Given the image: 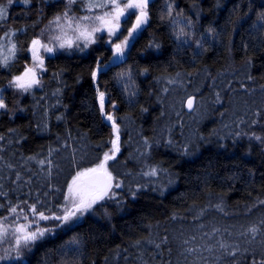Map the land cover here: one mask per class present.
I'll return each mask as SVG.
<instances>
[{"label":"trees","instance_id":"trees-1","mask_svg":"<svg viewBox=\"0 0 264 264\" xmlns=\"http://www.w3.org/2000/svg\"><path fill=\"white\" fill-rule=\"evenodd\" d=\"M166 2H150L151 19L132 50L131 57L125 65L114 68L99 81L101 90H106L116 103L119 109L116 115L131 118L127 130L121 124V153L118 159L127 160V163L126 166L117 165V169L132 173L131 177L126 178V183L128 180L139 181L148 185L147 190L135 200L126 198L127 203L122 206L109 201L105 205L109 216H105L103 209H99L95 215L85 216L74 233L61 232L58 236L46 237L38 242L31 253H26L30 264H61L62 260H72V257H63L60 251L70 235H77L83 241V255L78 258L82 264H105V256L110 257V250L117 245L125 246L130 240L146 235L147 224L155 225L159 222L160 227L156 231L164 234L167 228L170 236L181 229L190 230L194 222L187 210L194 202L197 205L206 204L209 192L212 193L214 203L217 196L222 195L226 210L234 213L223 223L247 225L260 214L258 210H253L247 217L243 213L245 204L250 203L258 193L264 197V145L255 140L250 141L243 133L249 136L252 132L264 135V35L252 27L254 13L262 10L261 0H222V6L218 9L215 8L216 0H175L184 16L191 17L197 37H204L207 51L197 56L195 62L193 53L198 50L194 45L177 49L168 22L159 19ZM250 2L253 5L252 13H248ZM33 3L40 6V0H33ZM194 3L202 9L199 17L196 8H193ZM233 9L236 11L233 12ZM51 11L48 7L44 8L46 16ZM245 13H248L246 22L233 23L238 17L245 16ZM26 15L28 19H25ZM35 16V9L28 13L19 0L12 6L13 27L30 25ZM44 23H47L46 19ZM210 25L216 29L215 39L207 32ZM42 26L39 25L36 32ZM32 34L29 31L28 36ZM153 40L160 43L161 48L145 50V46ZM244 45L248 46L247 51ZM99 51L103 52L105 59L110 56L105 47H100ZM97 54L73 52L71 55L60 54L56 58H47L45 63L48 72L43 77L46 87L35 90V98L32 93L14 92V95L12 90L5 92L6 103L11 109H23L7 113L0 110V134L11 135L7 130L14 128L26 137L22 143L8 146L9 151H16V159L21 154L27 156L35 153H40L39 158H43L49 146L59 147L57 134L63 137L66 129L71 130L73 138L86 134L91 144L110 139L111 129L98 113L94 85L89 75L93 57ZM249 57L253 59L250 73L254 79L251 81L246 77V71L249 70L244 67ZM28 62L21 58L12 72L18 74ZM129 66L138 88V94L131 105L127 93L113 79L116 72ZM144 67L150 69L147 76L139 74ZM197 69L201 70V76L191 78L192 83L186 84V92L178 88L167 96L161 95L162 84L157 83V77L168 73L174 75L176 71L194 72ZM204 69L212 75L205 77ZM61 71V79L67 87H64L63 95L59 97L60 103L57 104L58 97L52 95L57 87L52 73ZM9 78L6 71H0V88L7 85ZM213 80L216 81L215 85ZM228 84L232 85L231 89L227 88ZM215 92H220L222 104L215 103ZM186 94L197 97L196 110L191 114H187L185 108L181 109L180 106V99ZM158 96L163 103L157 100ZM141 108H147L148 111L142 112ZM106 109L109 110L107 104ZM256 110L262 111V118L258 124L251 125V121L257 119L253 116ZM177 111L181 113L179 117ZM61 115L64 119L57 120L56 117ZM45 119L49 124L47 132L37 128V124ZM241 120L244 123H240ZM169 129L174 140L172 145L167 143ZM213 130H216L217 135L213 134ZM235 132L242 135L235 137L232 135ZM144 137L152 143L151 155L139 159L129 158L130 154L138 156L137 148L144 151ZM200 137L205 140H200ZM186 140L198 145L191 157H184L178 151ZM95 155V152L91 153L93 158ZM143 160L162 164L178 174L174 177L175 183L165 184L167 190L163 195L158 190L153 191L157 187L158 178L139 175ZM63 167L64 171L53 181L58 186H63L68 177L70 166L64 161ZM250 171L255 174L254 178L249 175ZM173 211L187 216V220H169ZM212 215L218 221L221 220L220 214L213 212ZM176 256L175 246L172 257L164 253V259H173V264Z\"/></svg>","mask_w":264,"mask_h":264},{"label":"snow or ice","instance_id":"snow-or-ice-1","mask_svg":"<svg viewBox=\"0 0 264 264\" xmlns=\"http://www.w3.org/2000/svg\"><path fill=\"white\" fill-rule=\"evenodd\" d=\"M15 2L16 0H0V71H6L10 77L7 85L0 88V110L5 113L23 111L11 109L6 103L5 92L9 88L20 94L32 93L35 98V90L46 87L43 79L48 72L46 57L51 59L60 54L84 53L91 49L93 53L98 52L93 57L89 71L96 106L111 133L110 139L91 144L86 134L73 138L71 130L66 129L63 137L57 134L59 147L49 146L43 158H39L40 153H35L27 156L21 154L18 159L15 158L16 151H9L8 146L22 143L26 137L14 128L7 130L11 135L0 134V142L6 141L0 143V264H30L26 253H31L38 242L46 237L58 236L61 232L74 233L85 216L95 215L99 209H103V214L109 216L105 207L109 201L122 206L127 203L126 198L135 200L148 187L147 184L134 180L126 183V178L131 177L132 173L117 169V165L126 166L127 163V160L118 157L121 153V124L127 130L131 118L116 115L119 109L107 91L101 90L99 81L114 68L125 65L131 57L145 26L149 24L150 2L154 0H40V6L35 5L33 0H19L28 13L35 9L36 16L30 25L13 27L11 9ZM221 6L222 0H216L215 8ZM45 7L52 9L48 16L44 12ZM193 8H196L199 17L202 9L195 3ZM252 8L250 2L248 13H252ZM260 8L261 11L254 13L252 27L264 35V0H261ZM248 13L238 17L233 23L245 21ZM28 18L26 15L25 19ZM45 19L47 23H44ZM159 19L168 22L177 49L194 45L198 50L193 53V62L197 56L207 51L204 37H197L191 17L184 16L175 0H167ZM41 24L43 26L36 32ZM29 31L33 33L30 37ZM207 32L215 39V28L210 25ZM24 37L28 38L23 40ZM101 46L110 52L107 59L99 51ZM243 47L247 51L248 46ZM160 48V43L155 40L145 46V50ZM21 58L29 62L25 63L18 74L13 73L12 68ZM244 67L249 70L246 71L247 79L253 80L250 73L253 67L251 57L245 60ZM149 71L148 67H144L139 74L147 76ZM203 71L205 77L212 75L207 69ZM61 76L62 71L52 73V79L57 83L52 95L58 97L57 104L60 103L59 97L63 95L64 87H67ZM193 76L200 77L201 70L176 71L174 75L168 73L157 77V83L162 84L161 95L167 96L178 88H183L186 92V84L192 83ZM113 79L127 93L129 105L133 104L138 88L132 68L129 66L116 72ZM212 83L215 85L216 81L213 80ZM227 88L231 89L232 85L228 84ZM214 95L215 103L222 104L220 92H215ZM157 100L163 103L159 96ZM196 100V95L186 94L180 99L181 109L186 108L189 112L196 110ZM106 104L110 110L106 109ZM141 111L147 112L148 109L141 108ZM180 114V111L176 112L178 117ZM253 116L257 119H253L251 125H256L262 118V111H253ZM56 119L64 117L61 115ZM240 123L244 121L241 120ZM37 128L49 131L48 121L45 119L38 123ZM213 134L217 135L216 130H213ZM232 135L239 137L242 133L235 132ZM243 135L250 141L255 140L264 145V135H257L255 132L250 136L247 133ZM199 139L205 140L204 137ZM142 141L144 151L137 148L138 156L130 154L129 158L139 159L151 155L152 143L146 137ZM167 143H174L170 129ZM197 147L194 142L186 140L178 151L184 157H191ZM93 152L96 153L94 158L91 156ZM64 161L70 166L68 177L63 186H58L53 181L64 171ZM141 163L143 167L139 171L140 176L158 178L157 187L153 191L158 190L163 195L167 190L165 184L175 183L174 177L178 174L162 164L148 163L146 160ZM249 175L254 178L255 174L250 171ZM208 195L206 204L197 205L194 202L189 206L187 211L191 213L194 222L190 230L181 229L170 236L167 228L164 229V234L156 231L160 227L159 222L155 225L147 224L146 235L130 240L125 246L117 245L110 250L111 260L109 256H105V264H120V261L123 264H173V259H164L165 252L172 257L173 246L177 251L175 264H264V197L258 193L250 203L245 204L243 214L246 217L253 210H258L260 214L247 225H238L222 222L234 216V213L226 210L224 197L218 195L214 203L212 193L209 192ZM213 212L220 214L221 220L218 221L212 215ZM168 219L183 221L187 220V216L173 211ZM82 249L83 241L77 235H70L60 251L63 257L73 259L62 260L61 264H82L78 260L83 255Z\"/></svg>","mask_w":264,"mask_h":264},{"label":"rangeland","instance_id":"rangeland-1","mask_svg":"<svg viewBox=\"0 0 264 264\" xmlns=\"http://www.w3.org/2000/svg\"><path fill=\"white\" fill-rule=\"evenodd\" d=\"M145 27H146V26H145ZM94 47H95V46H94ZM101 47H103V46H101ZM78 53H79V52H78ZM88 53H92V50L89 49L87 52H84V54H88ZM47 58H48V57L45 58V61H46ZM8 90H12L14 95H15L14 92H18L17 90L12 89V88H9ZM109 110H110V109H109ZM36 246H37V245H36Z\"/></svg>","mask_w":264,"mask_h":264},{"label":"water","instance_id":"water-1","mask_svg":"<svg viewBox=\"0 0 264 264\" xmlns=\"http://www.w3.org/2000/svg\"><path fill=\"white\" fill-rule=\"evenodd\" d=\"M196 103V102H195ZM185 111H186V113L187 114H191V113H193L194 111H192V112H189L186 108H185Z\"/></svg>","mask_w":264,"mask_h":264}]
</instances>
